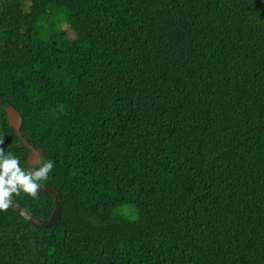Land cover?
Segmentation results:
<instances>
[{
	"label": "trees",
	"instance_id": "trees-1",
	"mask_svg": "<svg viewBox=\"0 0 264 264\" xmlns=\"http://www.w3.org/2000/svg\"><path fill=\"white\" fill-rule=\"evenodd\" d=\"M0 150V264H264V0H0Z\"/></svg>",
	"mask_w": 264,
	"mask_h": 264
},
{
	"label": "clouds",
	"instance_id": "clouds-1",
	"mask_svg": "<svg viewBox=\"0 0 264 264\" xmlns=\"http://www.w3.org/2000/svg\"><path fill=\"white\" fill-rule=\"evenodd\" d=\"M52 167V162L48 161L33 172H26L20 167L16 157L5 155L0 150V211L9 207L13 194L18 195L22 191L35 196L37 189L41 187L39 182L47 179Z\"/></svg>",
	"mask_w": 264,
	"mask_h": 264
},
{
	"label": "water",
	"instance_id": "water-1",
	"mask_svg": "<svg viewBox=\"0 0 264 264\" xmlns=\"http://www.w3.org/2000/svg\"><path fill=\"white\" fill-rule=\"evenodd\" d=\"M5 111H6V119L9 126L13 127L17 136L21 139L22 144L28 148L26 166L28 169L32 170L40 161H44L43 152L40 148H34L31 144L27 142V140L24 137L21 136L20 133L21 117L18 111L12 106H7L5 108ZM40 184L41 187H39L37 191H41L44 194H52L54 198V208L48 218L45 219L39 218L19 205L14 207V209L20 216H22L25 220H27L32 224L49 226L53 224L59 216L60 207H61V202H60L61 195L53 186L45 183H40Z\"/></svg>",
	"mask_w": 264,
	"mask_h": 264
}]
</instances>
